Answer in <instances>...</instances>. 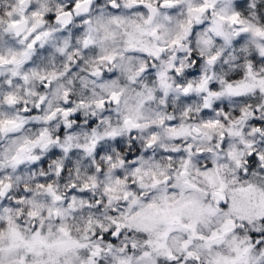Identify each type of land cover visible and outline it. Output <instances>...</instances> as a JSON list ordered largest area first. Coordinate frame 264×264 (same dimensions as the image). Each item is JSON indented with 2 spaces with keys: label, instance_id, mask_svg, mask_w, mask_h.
I'll list each match as a JSON object with an SVG mask.
<instances>
[{
  "label": "clouds",
  "instance_id": "1",
  "mask_svg": "<svg viewBox=\"0 0 264 264\" xmlns=\"http://www.w3.org/2000/svg\"><path fill=\"white\" fill-rule=\"evenodd\" d=\"M0 264H264V0H0Z\"/></svg>",
  "mask_w": 264,
  "mask_h": 264
}]
</instances>
